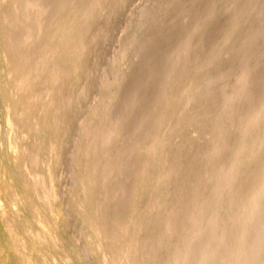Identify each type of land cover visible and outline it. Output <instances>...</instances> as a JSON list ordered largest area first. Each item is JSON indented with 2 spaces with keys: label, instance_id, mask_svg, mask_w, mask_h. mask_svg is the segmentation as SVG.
<instances>
[{
  "label": "bare ground",
  "instance_id": "bare-ground-1",
  "mask_svg": "<svg viewBox=\"0 0 264 264\" xmlns=\"http://www.w3.org/2000/svg\"><path fill=\"white\" fill-rule=\"evenodd\" d=\"M1 119L17 264H264V0H0Z\"/></svg>",
  "mask_w": 264,
  "mask_h": 264
},
{
  "label": "rangeland",
  "instance_id": "rangeland-1",
  "mask_svg": "<svg viewBox=\"0 0 264 264\" xmlns=\"http://www.w3.org/2000/svg\"><path fill=\"white\" fill-rule=\"evenodd\" d=\"M0 126H1V130H4L5 125H4V121L2 119L0 120ZM5 164L6 163L1 165V168L3 169L4 173H6V170H7V172H9ZM0 186H2L1 182H0ZM7 198H9V197H7ZM7 198L4 195L0 194V203L7 202L8 201ZM2 222H10V220L6 221L5 217H0V224L1 225H2ZM13 229H14L13 232L16 233L17 231H20V229H22V226L14 225ZM0 237H2V239H3L2 242H0V250L5 252V253H7V251L10 252L9 260H7V261L0 260V264H17L18 256L16 254H14L13 248L11 246L7 247L6 245H3L4 241H9V235L6 231H4V229H3V231L0 229ZM11 248H12V250H11ZM14 260H16V261H14Z\"/></svg>",
  "mask_w": 264,
  "mask_h": 264
}]
</instances>
